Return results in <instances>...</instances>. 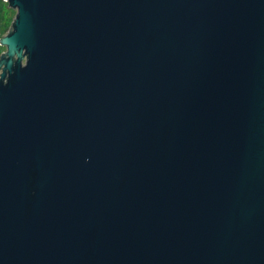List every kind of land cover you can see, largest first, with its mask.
<instances>
[{"label":"water","instance_id":"obj_1","mask_svg":"<svg viewBox=\"0 0 264 264\" xmlns=\"http://www.w3.org/2000/svg\"><path fill=\"white\" fill-rule=\"evenodd\" d=\"M0 264H264V0H3Z\"/></svg>","mask_w":264,"mask_h":264},{"label":"trees","instance_id":"obj_2","mask_svg":"<svg viewBox=\"0 0 264 264\" xmlns=\"http://www.w3.org/2000/svg\"><path fill=\"white\" fill-rule=\"evenodd\" d=\"M9 12H10V9L8 8V4L4 2L3 0H0V14H1V19H2L3 30H5L8 27V25L11 23ZM11 26H12V23H11Z\"/></svg>","mask_w":264,"mask_h":264},{"label":"rangeland","instance_id":"obj_3","mask_svg":"<svg viewBox=\"0 0 264 264\" xmlns=\"http://www.w3.org/2000/svg\"><path fill=\"white\" fill-rule=\"evenodd\" d=\"M8 8H9V6H8ZM9 9H10L9 17L11 19V23H13L14 18H15V15H16V11L13 10V9H11V8H9ZM11 23L8 25V27L5 30H3V28H2V19H1V14H0V39L3 36H5L7 32L10 31V29H11ZM4 53H5V48L0 46V56L2 54H4Z\"/></svg>","mask_w":264,"mask_h":264}]
</instances>
